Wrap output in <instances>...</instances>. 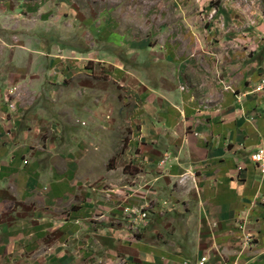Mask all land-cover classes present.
<instances>
[{
    "label": "rangeland",
    "instance_id": "1",
    "mask_svg": "<svg viewBox=\"0 0 264 264\" xmlns=\"http://www.w3.org/2000/svg\"><path fill=\"white\" fill-rule=\"evenodd\" d=\"M0 40L2 66L13 50L32 51L39 69L60 59L54 67L68 74L52 112L70 146L81 141L63 200L41 193L1 208L0 264H173L147 251L153 245L182 264L197 248L217 261L222 222L207 228L212 246L195 236L183 202L192 191L143 175L144 154H155L144 145L155 140L141 127L157 119L161 97L149 90L182 92L200 111L264 91L254 74L264 0H0Z\"/></svg>",
    "mask_w": 264,
    "mask_h": 264
},
{
    "label": "crops",
    "instance_id": "2",
    "mask_svg": "<svg viewBox=\"0 0 264 264\" xmlns=\"http://www.w3.org/2000/svg\"><path fill=\"white\" fill-rule=\"evenodd\" d=\"M13 52L7 67L0 64V210L41 193L63 200L74 172L69 159L78 155L81 144L70 146L69 129L60 135L57 119L63 116L52 112L58 110L54 94L63 88L59 83L66 80L68 70L62 69L66 67L60 72L54 67L60 59L47 57L39 69L32 51ZM21 54L27 56L24 63ZM254 68L259 81L264 56ZM150 94L156 96L153 99L160 96L166 109H159V99L153 105L157 119H148L141 127L144 141L155 140V147L144 145L155 154H144L143 175L167 178L192 191L183 202L199 224L195 236L205 238L212 222H222L219 233H225L215 240L217 261L212 251L197 248L193 264L202 257L205 264H264V175L249 158L264 147V91L239 101L223 99L219 106L201 111L197 101L182 92L161 94L158 88ZM207 236L205 242L212 246ZM245 238L253 239V244L247 247ZM165 248L153 245L147 251L168 260L172 257L173 264L185 261Z\"/></svg>",
    "mask_w": 264,
    "mask_h": 264
},
{
    "label": "built area",
    "instance_id": "3",
    "mask_svg": "<svg viewBox=\"0 0 264 264\" xmlns=\"http://www.w3.org/2000/svg\"><path fill=\"white\" fill-rule=\"evenodd\" d=\"M260 90L264 89V76L261 77L260 82ZM250 160L256 164L260 174L264 175V147H260L257 150H255L253 153L249 156ZM146 218V214L142 213L140 220H144ZM206 258L202 257L199 260L198 264H205ZM237 264V263H234Z\"/></svg>",
    "mask_w": 264,
    "mask_h": 264
}]
</instances>
